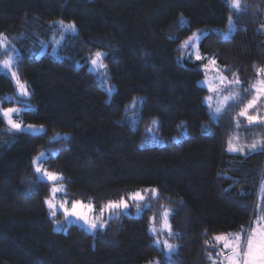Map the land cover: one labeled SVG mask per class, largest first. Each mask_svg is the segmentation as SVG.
Instances as JSON below:
<instances>
[{
	"label": "trees",
	"instance_id": "16d2710c",
	"mask_svg": "<svg viewBox=\"0 0 264 264\" xmlns=\"http://www.w3.org/2000/svg\"><path fill=\"white\" fill-rule=\"evenodd\" d=\"M229 15L233 28L225 39ZM60 21L75 24V31L62 34ZM262 26L264 0H242L238 14L225 0H0L7 42L22 51L56 45L54 53L23 54L16 63L31 93L20 117L44 131H11L0 116V264H163L147 230L161 208L171 210L176 234L169 237L177 248L168 264H212L214 234L242 227L246 233L264 215V150H227L236 137L241 145L261 140L259 133L264 139L260 126L238 116L245 89L264 66ZM196 29L204 31L199 53L240 81L239 99L228 101L216 119L197 82L202 61L180 56L182 39ZM98 50L106 54L114 86L108 100L87 67ZM13 91L0 72V105L13 102L4 98ZM135 97L131 120L126 106ZM153 117L163 144L145 137ZM182 127L185 135L174 141ZM55 132L67 136L50 139ZM42 149L44 168L63 176L68 200L99 206L145 186L156 187L159 198L139 215L110 218L94 233L72 222L54 230L44 203L49 183L37 178L31 162Z\"/></svg>",
	"mask_w": 264,
	"mask_h": 264
},
{
	"label": "snow or ice",
	"instance_id": "6c2138e0",
	"mask_svg": "<svg viewBox=\"0 0 264 264\" xmlns=\"http://www.w3.org/2000/svg\"><path fill=\"white\" fill-rule=\"evenodd\" d=\"M226 6L231 9L234 13L238 14L242 10V0H225ZM234 17L229 16V24L231 25ZM181 22L186 23L181 17ZM60 29L63 34L64 31H75V24L69 23L65 24L63 21L59 22ZM264 27V26H262ZM230 34L229 32L222 33L225 39L228 38ZM202 34L193 33L192 36L188 37L184 40L180 45V49H188L192 48V53L189 55H195V59L197 61H203L205 57L201 56L197 49L196 42L201 39ZM59 43V42H57ZM0 48H3L5 53H7V47L4 44V34H0ZM13 52L15 49L13 48ZM105 53L101 51H97L92 54L91 64L95 68L103 69L105 65L103 63V58L105 57ZM14 63V57L9 55L7 59L0 61V67L6 69L11 72L12 79L16 82L18 94L20 97H28L31 93L28 91L27 85L20 81L18 73L15 71H11ZM209 63L213 66H216V61L213 59L209 61ZM205 71H208V64L203 65ZM218 73H222L224 70L218 69ZM257 75L261 78L254 84L250 86L251 90L254 92L252 98L248 100V102L241 108L238 113L239 117H243L248 121V124L264 126V118L258 115H251L250 110L254 109L258 104L260 99H264V68H257ZM220 84L225 87H235L240 86V81L236 77V74L233 73V79L228 80L227 77L220 74L219 75ZM207 82V81H205ZM108 91L111 93L112 87L109 86ZM210 92H219V89L209 88ZM249 91L245 89V92ZM137 98H134V101ZM212 96L205 97V101L209 104V108L213 111L214 116L218 117L223 109V105L228 101L239 99V96L235 93L230 94L228 96H224L223 100L219 101L217 106L213 107L212 105ZM27 107V105H26ZM130 107V106H126ZM21 109L18 108H4L0 109V116H2L3 120L8 124L11 130L16 132L20 131H43V128L36 129L34 125H24L22 120L14 119V114H19ZM157 121L153 120L152 123L155 124ZM239 122L237 123V127H239ZM236 142L233 140H229L227 150L229 152H245L248 151H256L264 150V139L253 141V143L248 145H241L238 140L239 138H235ZM45 157V153H40L38 157H34L32 160V164L35 172L37 173L38 178H46L49 182H56L63 180V176L59 173L48 171L41 164L42 158ZM264 183V182H262ZM64 189L62 187H52L51 193L52 198L46 199L45 203L47 204L50 214L54 217L57 214V208L62 210L64 214L65 221L68 220L69 217H74L77 220L83 221V223L87 226L89 230L95 231L98 227L100 229L105 228V222L101 221V217L105 209L108 210L111 216H119L123 210L129 208V201H131L136 208L137 213H140L144 207L147 205L144 204L147 195H151L152 198L158 199L159 192L156 188H145L141 190H137L135 192L129 193L126 197H121L117 201H109L106 205H104L101 209V217H89V213L92 210L91 204H84L79 200H73L71 202V207L67 206V201L57 202L55 200V194L57 192H61ZM262 200H264V191H262ZM260 209V205L257 206ZM171 214V210L164 208L162 212V227L158 231L155 227L156 216H152L149 218V231L157 237L154 240V243L160 249V253L162 256L163 264H168L169 258L175 252L177 245L169 242L168 239H164L161 241L159 236L166 231L169 237H173L176 234L172 231L171 224L169 222V217ZM264 215H260L257 217V220L253 222V226H251L250 230L245 233L243 227L241 230L235 234H218L215 235L212 239L217 242V244H222V247L217 252V258L212 259V264H264ZM207 244L208 241H205ZM149 264H153L152 261H149ZM155 264H161V261H156Z\"/></svg>",
	"mask_w": 264,
	"mask_h": 264
},
{
	"label": "rangeland",
	"instance_id": "374dc122",
	"mask_svg": "<svg viewBox=\"0 0 264 264\" xmlns=\"http://www.w3.org/2000/svg\"><path fill=\"white\" fill-rule=\"evenodd\" d=\"M231 16V15H229ZM228 16V17H229ZM65 23V21H64ZM233 28V23H231V25L229 24V20H227V24H226V27L223 31H221V33H225V32H229V30L231 31ZM193 33H198V34H203L204 31L203 30H193L190 34H188L185 38L182 39L181 43L186 40L188 37L192 36ZM0 34H4L3 32H0ZM57 42V41H56ZM180 43V44H181ZM4 44L6 45L7 47V53H5L4 49L3 48H0V61H3L5 59L8 58L9 55H12L14 57V63H13V66H12V69L11 71H16V63L18 61V59L20 58L21 55L23 54H28L30 56H33V57H36L38 56L39 54L45 52V51H49L50 53H54L56 51V45H53L52 48H47L45 50V46H40L37 50L33 51V50H28V51H22L20 50V48L17 47V45H15L14 43H10V42H7V39L5 38V35H4ZM13 48L15 49V52H13ZM98 51H101L103 52L102 50H98ZM192 48H188V49H181L180 51V56L183 57L185 56V54H190L192 53ZM97 52V51H96ZM193 57H190V60H192L193 58L195 59L194 57V54L192 55ZM203 56V55H201ZM91 57L92 55L87 59V67L92 70L93 72L96 73V76L98 78V80L102 83L103 85V88H104V91L106 93V97L105 99L108 100L113 89H114V86L112 84V82H110V80L108 79V76H107V72H106V69L103 68V69H99V68H95L92 64H91ZM204 57V56H203ZM213 60L212 57H205V59L199 64L200 66V69L202 71V75L198 78L197 82L199 85L203 86L206 90H207V93L203 96V102L206 104L207 106V110L210 114V117L213 118V119H216L217 117L214 116V113L213 111L210 110L209 108V104L205 101V97H208V96H212L213 99H212V105L213 107L217 106L218 102L223 100V97L224 96H228L230 94H237V90L235 89V87H227L225 89V87L223 85L220 84V81H219V75L222 74V73H218L217 71V65L216 66H213L209 63V61ZM104 63V62H103ZM205 64H208V71H205L204 68H203V65ZM105 65V64H104ZM260 68H264L263 67H260ZM0 72H3L4 74H6L13 82L14 84V91L13 93H7L4 95V98L6 100H12L13 102L12 103H9V104H4V105H0V109H4V108H18V109H21V111L27 109L29 107V102H28V97H20L19 94H18V90H17V85H16V82L12 79L11 77V72L6 70V69H3L2 67H0ZM224 75V74H222ZM225 76V75H224ZM226 77V76H225ZM261 77L257 75V77L255 78V80L250 84V86L254 83H256ZM20 81L25 83L20 77H19ZM227 79L230 81L232 80L233 78H230V77H227ZM207 81V82H205ZM109 86L112 87V91L111 93L108 91L109 89ZM249 86V91H248V94L247 96L244 97V99L246 100V103L248 102V100H250L252 98V95H254V92L251 90ZM213 88V89H219L220 91L219 92H210L209 91V88ZM28 88V87H27ZM28 91L30 92L29 88H28ZM137 98L135 101H134V98L127 104V106H130V107H127V109L129 110V117L131 120H134L135 119V111H136V108H137V105H138V102H139V98L138 97H135ZM245 102L243 103L246 104ZM27 105V107H26ZM226 104L223 105V109L225 107ZM222 109V110H223ZM20 111V113H21ZM20 113L19 114H14L13 115V118L14 119H18V120H22L21 117H20ZM250 114L251 115H258L262 118H264V99H260L258 101V104L255 106L254 109L250 110ZM2 117V116H1ZM3 119V118H2ZM155 120L156 121V118L153 117L147 128H146V134H145V137L147 138V142L148 143H156V144H163L164 140L159 136L157 135V130H156V124H153L152 121ZM4 121V120H3ZM248 123V121H246ZM6 127L11 130L8 126V124L4 121ZM24 125H34L36 129H40L41 127L43 128V131H44V126L42 124H36V123H29V122H23ZM259 130L264 133V126H260L259 127ZM11 131H14V130H11ZM42 131V132H43ZM16 132V131H14ZM26 132H31V133H41V131H27ZM183 135H185V129L184 127L181 128V130L179 131V134L178 135H173L172 139L174 141H177L179 140ZM65 137L67 136V134L65 132H55L53 135H51L50 139H55L57 137ZM258 137H260V139L263 138V136L261 135V133H259ZM54 149H50V154H54ZM40 153H45V157L42 158L41 160V164L42 166L44 167L43 165V160L46 158L47 156V153L45 150H40L38 151L34 156V157H38L40 155ZM32 158V160H33ZM32 162V161H31ZM32 167H33V164H32ZM33 170H34V167H33ZM48 170V169H47ZM48 171H51V170H48ZM35 172V170H34ZM54 172V171H52ZM36 173V172H35ZM57 173V172H56ZM36 176H37V173H36ZM38 178V176H37ZM40 180H43V181H46L49 183V194L47 197H45L44 199V203H45V200L46 199H49V198H52V193H51V188L52 187H62L64 189V183L60 180V181H56V182H49L46 178H38ZM264 177L262 178V180L260 181V187H259V194L261 195L262 194V191H264ZM145 188H156L154 186H145V187H140L139 189L137 190H141V189H145ZM135 190V191H137ZM64 191H61V192H57L55 194V200L57 202H61V201H67V206L68 207H71V202L73 200H68L67 197L64 195ZM135 191H132V192H135ZM131 193V192H130ZM128 195V194H127ZM154 199L151 197V195H147L146 196V200L144 201V204H146L147 206L146 207H149V205L151 204V200ZM119 200V199H118ZM113 201H117V200H113ZM82 203L84 204H91L92 205V210L91 212L89 213V217L92 218V217H101V212H100V209L106 205L109 201L99 205V206H96L94 205L92 202H89V201H81ZM46 205V208L48 209V214L50 215V217L52 218V228L54 230H65V227L66 225H68L69 223H75L81 227H83L87 232L89 233H94L97 229H100L99 227L95 230V231H92V230H89L87 228V226L83 223V221H80V220H77L76 218L74 217H69L67 221H65V218H64V214L62 212V210H60L59 208H57V212H60L61 213V216H57L56 215L53 217L51 214H50V210L47 206V204L45 203ZM129 208L128 209H125L123 210L122 213H125V214H134V215H139L140 213H137L136 211V208H135V205L129 201ZM145 208V207H144ZM163 208L159 209L158 212H155L154 214L151 215L152 216H156V222H155V227L157 228V230L159 231L162 227V212H163ZM121 213V214H122ZM112 217H115V216H111L108 212L107 209H105L104 213H103V216L101 217V221L102 222H106L112 218ZM256 221V220H254ZM253 221V222H254ZM264 223V222H262ZM253 226V223L252 225ZM251 228V227H250ZM249 228V230H250ZM148 232L149 234H151L153 236L152 240H153V243H154V240L157 238L155 237L150 231H149V224H148ZM248 230V231H249ZM237 233V232H236ZM218 234H235V233H226V232H222V233H216L213 235V237L215 235H218ZM212 237V238H213ZM159 239L161 241H163L164 239H168L170 243L172 244H175L176 243L169 238L168 234L166 231H164L160 236H159ZM213 240V239H212ZM214 241V240H213ZM215 244H217L216 241H214ZM155 244V243H154ZM156 245V244H155ZM157 246V245H156ZM222 247V244H217V250L219 251L220 248ZM153 262V264H155L156 260L153 259V260H150ZM142 264H149V261H146V262H143ZM226 264V262H225Z\"/></svg>",
	"mask_w": 264,
	"mask_h": 264
}]
</instances>
